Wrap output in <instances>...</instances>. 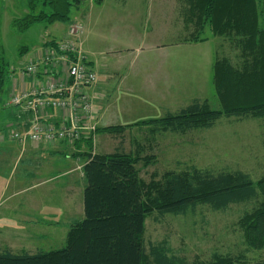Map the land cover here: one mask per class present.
Instances as JSON below:
<instances>
[{"label": "rangeland", "instance_id": "rangeland-1", "mask_svg": "<svg viewBox=\"0 0 264 264\" xmlns=\"http://www.w3.org/2000/svg\"><path fill=\"white\" fill-rule=\"evenodd\" d=\"M178 7L179 0H88L70 10L68 23H36L24 33H16L11 22L27 14L24 0H0V58L9 76L15 74L18 87L26 80L24 68L39 57L45 42L66 39L72 26H81L82 45L85 42L94 53L95 87H99L100 96L93 94L95 101L105 104L102 114L108 121L103 124L129 126L159 118L198 98L218 109L211 83L213 58L227 57L235 63L238 51L229 40L211 37L207 28L202 36L205 42H183ZM161 63L166 68L163 74L153 68ZM10 83L9 78L0 93V248L15 254L56 250L64 246L70 225L82 219L81 163L68 160L67 180L61 184L52 177L57 170L61 174L58 160L39 154L14 157V151L29 142L15 140L12 135L28 130L30 122L16 128L9 117L6 109L20 115L22 105H6L2 110L3 93ZM29 83L34 85L35 79ZM13 92L21 95L26 90L14 88ZM99 106L97 124L102 116ZM145 134L137 127L126 128L121 135L99 133L93 151L109 153L122 143L125 152H139L141 160L136 167L145 181L190 166L214 171L237 169L249 173L253 181L264 176V120L221 118L211 129L185 135L160 133L150 139ZM250 208L232 205L219 213L198 207L186 216L148 217L144 244L164 242L185 264L207 262L212 254L240 252H245L248 263L258 262L264 258V249L246 252L237 224L242 212Z\"/></svg>", "mask_w": 264, "mask_h": 264}, {"label": "trees", "instance_id": "trees-1", "mask_svg": "<svg viewBox=\"0 0 264 264\" xmlns=\"http://www.w3.org/2000/svg\"><path fill=\"white\" fill-rule=\"evenodd\" d=\"M85 1L24 0L27 14L12 20L11 28L24 33L36 23H68L70 10ZM179 4L183 42H205L202 36L207 28L211 37L229 40L238 51L235 63L227 57L213 58L211 83L218 109L198 98L159 118L129 126L97 125L93 137L73 144L79 151L83 149L73 157L84 159L85 185L82 219L70 225L64 246L19 254L0 248V264H185L164 242L145 246V220L186 216L198 207L220 213L232 205H251L237 223L246 252L264 249V176L253 181L249 173L237 169L214 171L190 166L145 181L136 167L141 160L139 152H125L122 143L109 153L93 151L97 134L121 135L129 127L145 130L151 139L160 133L185 135L211 129L221 118L264 120V0H179ZM51 41L44 46L53 45L55 39ZM9 78L1 57L0 93ZM8 99L1 104L2 110ZM21 116L15 115L14 120H21ZM195 264H264V258L248 263L245 252L212 254L209 261Z\"/></svg>", "mask_w": 264, "mask_h": 264}, {"label": "built area", "instance_id": "built-area-1", "mask_svg": "<svg viewBox=\"0 0 264 264\" xmlns=\"http://www.w3.org/2000/svg\"><path fill=\"white\" fill-rule=\"evenodd\" d=\"M81 34V26H72L66 39L43 46L39 57L24 68L23 75L33 77L35 84L24 94L13 92L6 105H22L20 112L27 115L30 126L24 132L17 129L21 132L14 133L13 139H27L35 145L69 146L93 137L98 125L96 95L87 90L96 85L97 72L82 49ZM47 110L58 112L59 120L46 121Z\"/></svg>", "mask_w": 264, "mask_h": 264}, {"label": "crops", "instance_id": "crops-1", "mask_svg": "<svg viewBox=\"0 0 264 264\" xmlns=\"http://www.w3.org/2000/svg\"><path fill=\"white\" fill-rule=\"evenodd\" d=\"M82 49L86 53V55L89 57V59L91 58L90 61L92 62L93 66L95 67L96 66V62L93 59L94 53L89 48H87L85 46V42L82 45ZM41 51H42V48H41ZM163 66H164V64L161 63V64H158L157 66H153V68L155 67V70L157 72H160V73L163 74L166 71V68H163ZM149 68L153 69L151 66ZM150 71H152V70H150ZM14 76H15V74H13V75L10 74L11 83H10L9 89L7 90V93L6 94L3 93L4 95H6V98L4 99V102L7 100L9 95L13 93V89L14 88H15V90H19V89L21 90L22 89V90H26L27 91L32 86V85H30L29 82L34 81L33 77L26 76L25 77V79H26L25 82H23V84H20V82H19L18 83V87H17V84H16V86L14 84V79H15ZM9 91H11V92L9 93ZM99 91H100L99 87H97V86L95 87L94 86L93 88L88 89L87 93L90 94V95H93V93L96 92V94L98 96H100V92ZM101 102L102 101H95V106L96 107L99 106L100 104L103 107L102 109H100V106L98 107L99 108V113H100V115H102V116L99 117L98 128H104V127H107V126H116V125H120V126L128 125V124H122L121 122L120 123H116V125L112 124V123H110L108 125L107 124H103L102 122H106L108 120H107L106 115L102 114L103 112L105 113V107H104L105 104H102ZM3 105H4V103H3ZM3 105H2V107H3ZM6 110L9 113H11L9 117L11 119L13 118V120L15 118V115L18 116V114H16V110H14L12 108L6 109ZM59 116H60V114L58 112H55V111H52V110H47L46 113H45L44 118H45L46 121L55 123V122H57L59 120ZM25 122H27V116L23 115V116H21V120L20 119L19 120L18 119L14 120V125L18 128L20 124L25 123ZM129 124H131V123H129ZM27 144L28 145L24 146L22 149L20 148V149L15 150L14 151V157H18V156L20 157L23 154H25V155L26 154H32V155L33 154H35V155L39 154L38 156H40V157L41 156L44 157V155H45L46 158L47 157H51L52 159L58 160V163H59V168L58 169H59V171L61 170V174L58 173V170H57V173H55L56 175L52 176V177H55V179H53L54 182H59V183L63 184L62 181L63 180H67V177H66V179H64L65 178L64 176H67L66 173H67V170L69 169V165H68V160L69 159H71L73 161V163L76 164V165L78 164V162L81 163L80 172L79 173H80V178L82 179V182H83L82 188H81V205H82V193H83L85 182H84L83 173H82V166L84 164V161L82 163L81 160H84V159L81 158V157H75L74 158L73 155H74V153H79L80 151L82 152L83 149H81L79 151V149H77L75 146L69 147L67 145L58 144V143L54 144V145H49V146L48 145H35V144H31V143H27ZM76 167H78V166H76ZM52 174H54V173H52ZM50 180L53 181L52 179H50ZM3 190H4V188H3ZM13 190L14 191L16 190V192L20 191L18 188L17 189L13 188ZM50 215L53 216V214H50ZM8 226L10 227V225H8ZM16 229H18V227H16Z\"/></svg>", "mask_w": 264, "mask_h": 264}, {"label": "bare ground", "instance_id": "bare-ground-1", "mask_svg": "<svg viewBox=\"0 0 264 264\" xmlns=\"http://www.w3.org/2000/svg\"><path fill=\"white\" fill-rule=\"evenodd\" d=\"M73 146V145H72Z\"/></svg>", "mask_w": 264, "mask_h": 264}]
</instances>
